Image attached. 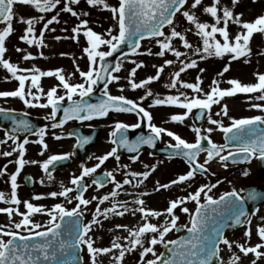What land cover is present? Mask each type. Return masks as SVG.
I'll use <instances>...</instances> for the list:
<instances>
[{"label": "snow or ice", "instance_id": "1", "mask_svg": "<svg viewBox=\"0 0 264 264\" xmlns=\"http://www.w3.org/2000/svg\"><path fill=\"white\" fill-rule=\"evenodd\" d=\"M62 0H0V23L5 26L0 29V66L3 67L11 77L18 81V88L13 91H0V97L3 98H19L24 104L31 107L48 108L51 107V118L55 120L57 114L63 110V119L59 123H53L52 127H61L71 119L80 121L92 120L98 117H106L110 112L116 113H136L138 117L147 118L148 128L150 129V135L140 136L136 141H130L125 134L129 128H139L140 123L129 125L123 122H117L115 124V130L111 133V136L115 139L111 140V143L116 145L105 155L98 157L100 161L95 167L88 168L83 167L82 174L80 176H73L71 184L75 187H64L62 191L51 192L48 195L55 198L62 196L69 202L73 199L70 195L76 193L75 199L78 201L76 207L71 210L65 208L62 204H55L51 209L46 208L43 205H34L30 201H21L18 197L17 189L19 187L17 178L20 175L21 170L28 163H40L39 161H28L24 159L26 153L25 145L29 143L27 139L23 143H18L14 151L19 152V159L15 161L18 165L15 173L10 175L11 193L10 196L5 192L0 191V202L14 205L16 207H4L0 208V213H7L9 218L13 214L21 216L20 222L14 223L15 229H27L28 234H22L15 230H6L4 226H0V264H82V258L79 253L86 247L88 254L91 257L92 264H98L97 257L99 255H105L113 253L114 250H119L118 255H114L112 259L115 264H123L125 255L127 252H132L137 249V246L143 250L141 255V264H143L144 257L149 253L156 256V259L147 260L146 264H225L223 257L221 256V245H225L227 250L232 253L227 264H239L241 257L233 250V245L239 248L245 256L249 253L255 254L256 259L264 257V252L260 249L264 248V243H258L255 246H245V244L237 241L229 240L225 236V231L228 228H235L237 226L248 225L244 235L251 239L252 236V216L259 211L256 208L252 213H249L245 207V201H257L261 199L256 193H249L248 197H241L239 193L233 190L230 193H225L219 200L214 199L211 195H207L205 190L211 192L212 187L215 185H202L194 193H189L187 197H181L175 200L169 201V206L165 211H157L145 207V200L139 198V196L149 195V193H141L138 198L133 201H118L115 198L120 194V190L124 185L132 184V180L125 179L123 184L116 180L112 172H105L101 177H94L92 183L99 187H104L106 179L110 178V181L114 183L115 189L110 194L104 195L102 198L93 197V199H99V203L103 204L105 201L112 199V206L104 209L103 211L98 206L93 216V220L90 223H83L82 216L83 211L81 206L87 207L91 203V200L85 199L84 193L88 189V185L83 183L85 177L92 176L97 172V169L110 157L120 159L118 155V149L120 147L126 148L130 152H139L141 146L149 145L155 147V142L162 134H166L171 137L175 144L170 145L174 149L171 153L172 157L181 156L190 165V170L183 175L178 176L177 179L172 180L169 184H160L157 182L155 191L161 189H168L172 185L181 184L185 181L194 179L197 173L203 174L209 171L206 167L213 159L219 158V161L224 167H227V162L231 158V163H239L243 161L250 162L252 158L259 157L264 160V115H256L250 118L235 119L232 118L231 126L225 127L221 121L213 119L211 116V110L213 105L218 104L224 97H232L237 93H261V95L255 97L259 100H264V73H256L257 83L243 84L237 79L229 80L228 83L232 85L229 89H221L219 87V81H213V87L210 92L204 93V97L199 95L189 97L187 93H180L179 95H168L164 98L157 96L152 106H176L182 109H186L183 114L171 115L170 120L172 122L183 123L188 115L192 114L194 109H199L200 118L204 117L205 111L209 113L208 122L212 125H219L222 132L225 133L226 138L234 146L235 151H229L227 155H222L228 145H217L211 140L210 134L214 130L209 127L206 130H202L199 127H193L192 131L196 133V141L189 143L183 139L177 133L158 127L153 121L152 114L147 111L141 103L129 99L123 95H112L109 92L108 85L112 82H119L120 76L113 73H119L123 64L117 62L114 66L107 62V58L111 57L114 53L118 52L122 45H127L133 55H153L151 49H148L146 53L140 52L141 41L146 38L155 39L157 45L160 48L155 55L164 57L166 53L171 52L177 60L181 57H186L188 53L179 51L173 44V41L178 39L182 46L186 49L192 50L193 54L199 55L201 59L215 56L223 58L226 54L231 55L232 60H237L242 57L250 56L252 49L250 43L255 33H264V15L258 16L254 21H243L241 17L243 13L234 14V7L239 3V0H231L232 7L222 5L221 0H212L210 5L203 6V12L210 15L214 23L201 22L196 12L194 11L203 4V0H192L189 7V0H118L117 5L108 3V0H86L87 5L91 7L102 6V10L110 11L112 19L116 21L118 26V34H113V29L106 30L107 37L97 33L91 27H89V20L81 19V16L90 15L89 12H80L74 9L73 5H79L81 0H64V6L59 10L62 12L70 13L73 17L80 20V23L73 27L72 39L79 42L81 34L86 38L87 46L83 48L89 61V70L83 71L79 65L76 66V70L79 72L83 82L71 83L70 77H66L63 74V69H56L54 71H41L38 68L33 69H21L17 64L12 63L9 59L5 58V53L8 51L6 48V40L13 33V22L17 20L14 12V6L17 4L28 5L34 7V9L41 13L46 14L53 12L60 5ZM183 16L189 25L194 26L195 35L202 41V46L197 45L194 47L185 32L178 31L175 24L177 14ZM59 12L53 15L51 19H48L43 24V29L36 33L35 25L45 20L44 15L37 17L20 16L18 22L26 24L24 34L20 39L28 45H38L40 47H46L45 44V32L51 30L55 32L56 29H49V25L60 23ZM229 22H232L239 26V31L234 37L229 33ZM221 24L223 26H221ZM165 27L169 28V33L164 31ZM189 28L188 31H192ZM67 31V29H65ZM218 36L220 38H218ZM222 38V39H221ZM56 40L62 39V37H55ZM102 46H107L108 50H101ZM16 51L20 52L23 49L17 48ZM264 54V53H262ZM65 55V54H61ZM127 55V54H125ZM43 56V53H41ZM29 53L25 55L23 59H34ZM245 60V63H248ZM135 65L127 76V81L132 90L146 88L154 81L160 79V74L164 72V66H156L157 74L155 76H149L139 82L136 81L137 69L144 67L143 61L137 62L131 61ZM182 67L179 71L174 73L171 82L166 85L169 88H177L179 84L183 88L191 89L195 93H201L203 89L200 87L202 80L197 77L198 83H188L181 80V73L186 72L188 69L197 67V61L192 59L190 62L181 61ZM173 60H165V65H172ZM229 65L225 66L223 71L218 75H223L229 71ZM201 71H204L203 69ZM31 72V75H25L21 73ZM72 75H75L73 73ZM56 77L59 84L51 87L47 92L41 87L40 81L42 77ZM7 79V77H6ZM30 81V87L26 91V82ZM103 84L102 95L105 99H102L98 103H89L84 98L89 97L95 90L98 84ZM63 87L65 90L64 95H58V88ZM31 89H36L33 92ZM123 91V88L120 89ZM46 96V103H36L40 101L42 97ZM79 96V99L73 97ZM148 96H153L152 90L149 88L146 90V95L140 98L141 102ZM31 97V99H29ZM67 99L69 102L68 107H63V102ZM253 107L264 111V105L256 104ZM11 110L0 107V113L9 114ZM223 115L228 114L227 105L222 106ZM221 113H216L220 115ZM14 122L13 132H29L32 129V125L27 120H16L11 117ZM206 132L207 135L202 134ZM120 134L118 138L117 134ZM40 138L36 143L42 145L44 151L48 149V144L45 142L46 130L41 129L38 133H35ZM231 134V135H229ZM56 139H61L60 136H56ZM81 146L88 143L90 138L78 137ZM7 140H13L16 142L18 136L7 135L6 140L0 141V143H6ZM207 141L208 147H205L202 142ZM201 152L207 153V158L204 163H199L198 157ZM12 152H4L3 155L11 156ZM43 155V151L40 153ZM70 154L64 155H51L45 160L41 167L43 171L48 175L51 180L52 174L49 171L50 166L56 162L69 159ZM139 156L133 158L138 160ZM127 168V165H124ZM145 167H148L145 165ZM152 171H155L153 166ZM4 171H0V175H4ZM249 173L247 170L243 172L244 176ZM127 176L134 178L143 177L142 180H138L137 185L142 184L146 180L151 172L145 171L142 173L128 172ZM29 182L31 178L29 177ZM43 184V180H41ZM205 193V203H201V194ZM132 195V193H128ZM45 197L43 195H36L33 197L35 200H41ZM194 201L197 205L195 212L193 213L188 207H181L186 204L187 201ZM23 203L26 208V212L19 210V205ZM131 204L137 205V207H130ZM181 207V211L190 216L191 227L184 225L190 236L188 238H181L180 240H169L165 242V237L173 229L180 230L178 227L179 216L175 214V210ZM136 215L141 214L142 223L135 227L130 228L128 225L117 224L116 229H124L128 232L127 237H123L127 240V245L121 243V237L117 236L111 242V247H95V241L89 235L92 231L93 225H101L102 221L99 217H103L105 220L112 216H125L126 213ZM44 214L49 217L47 224H40L34 222L32 216L34 214ZM161 216H167L170 219H165L163 225L153 224L150 221L151 217L159 218ZM264 222V217L261 218ZM257 235L264 241V223L257 224ZM152 233L149 241L151 246H144V237L146 234ZM158 234V235H156ZM8 237V239H4ZM157 244H164L165 247L172 245L170 249L172 252L171 258L164 259L162 254L157 256L155 252V246ZM252 264H256L254 260Z\"/></svg>", "mask_w": 264, "mask_h": 264}, {"label": "flooded vegetation", "instance_id": "2", "mask_svg": "<svg viewBox=\"0 0 264 264\" xmlns=\"http://www.w3.org/2000/svg\"><path fill=\"white\" fill-rule=\"evenodd\" d=\"M222 5H226L230 8L232 7V3H222ZM233 11L234 14L243 13V16L241 17L243 21L252 22L258 16L264 15V3H238L234 7ZM179 15L180 14L178 13L177 17ZM210 18L212 17L210 16L207 17V19ZM4 26H5L4 24H0V28H3ZM221 26L223 25L221 24ZM239 30L240 29L238 25L229 22V33L231 37H234ZM218 38L220 37L218 36ZM255 39L258 40V42H254ZM253 44H257V45L261 44V46H264V33H255L250 43L251 48ZM200 46H202V41L200 42ZM227 55L230 54H226L225 56ZM226 61H229V59H226ZM219 67L215 66L217 72L219 71ZM251 69H252L251 65H247V67L245 68H240L238 69V75H241L243 71L247 73L248 71H251ZM2 72L8 73L5 69H3L2 66H0V91L16 90L18 88V81L15 80L14 78H11L10 76L2 75L1 74ZM5 77L8 78L6 79ZM70 82L75 84V83H81L83 82V80L70 79ZM58 84H59L58 79H41L40 81V85L45 90V92H47L51 87L56 86ZM29 87H30V81L26 82V91L28 90ZM112 87H113V82L108 87L109 92L112 95H123L129 99H133L141 103L142 106L152 114L153 116L152 123H154L156 126L163 127L165 129L177 133L189 143H194L196 141L195 139L189 140L190 138L188 136L190 130L194 127L192 116L190 117V115H188L187 118L183 121V123L172 122L170 120L171 115L183 114L184 112H186V109H182L176 106H168V105L152 106L154 99L159 95L148 96L146 99H144L141 102L140 98L142 96H145L146 93L139 96L136 95V90H134L129 93L118 94L117 92L112 91ZM31 90L33 92L36 91V89H31ZM64 94H65V90L63 89V87L62 86L59 87L58 95H64ZM159 97L164 98L163 96H159ZM73 98L79 99V96H75ZM29 99H31V97H29ZM46 102H47L46 96L42 97L40 101H36V103H46ZM67 103L68 101L67 99H65L62 108ZM0 107L11 110L9 112L11 114L10 118L6 120L0 119V141L6 140L7 135L18 136V140L16 142H14L13 140H7L6 143H0V171H4L6 167V172H4V175H0V191H3L6 193V195L10 196L11 193L10 175L16 172L18 165L15 161L19 159V152L14 151V149H16L18 143H23V141L27 139L29 143L25 145L26 153L24 155V159L28 161H39L40 163H35V164L28 163L21 170L20 175L17 178V183L19 185L17 189L18 197L20 198L21 201H30L34 205H43L48 209H51L55 204H62L68 210H71L74 207H76L78 201L74 198L76 195L75 192L70 194L73 197L71 202H69L66 198L62 196H57L53 198L48 194L51 192L62 191L61 190L62 186L74 188L75 186L71 184V179L73 178V176H80L82 174L83 167L92 168L91 164L93 160V154L97 150H101L102 152H104L105 155L113 147H116V145L111 143V140L115 139L114 137L111 136V133L115 130V124L117 122H123L129 125H134L137 123L142 124L144 121H146L147 132L148 134H151L150 129L148 128L147 118L144 119L138 117L134 112L133 113L110 112L108 116L99 119L84 120V121L69 120L61 127L53 128L52 126H48L46 128H41L46 130V135L44 139L45 142L48 144V149L44 151L42 145L36 143V141H38L40 137L35 133H38L41 129L37 130L35 128H32L31 129V131H33L32 134H30L28 137L25 138L24 135L27 132L15 133L12 131L15 125L11 117H14L16 120H27L33 127L35 126L34 124H36V122H38L37 120L39 119L46 118L48 120H53L50 115L52 111L51 107L29 108L19 98H11V97L9 98L0 97ZM61 112L62 110L59 113ZM139 128H129L128 131L125 133L130 141L134 142L135 139L134 132ZM119 135L120 134L118 133L116 138H118ZM56 136H60L61 139H56L55 138ZM145 136L148 135L145 134ZM78 137L90 138L89 142L85 143V145L88 144L91 145L92 143H95L94 146L90 148V152L88 153V155L81 154V152L76 153L77 147L79 146V144H81ZM173 144H175V141L171 137L167 136L166 134H162V136L158 139V141L155 142V147L156 149H160L161 147L171 148L170 145ZM144 146H149V145H144ZM41 151H43V155L40 154ZM4 152H12L13 154L11 156H5L3 155ZM64 154H70L68 159L69 160L68 164L64 166H54V165L50 166L49 171L51 172L53 178L49 180L48 175L43 171L41 164L45 160H47L48 157L51 155H64ZM119 157H120L119 160H117L115 157H110L97 169L96 173H94L92 176L85 177L83 183L88 185V189L84 193V197L85 199L91 200V203L87 205V207L81 206V209L83 211V216L81 219L83 223H90L93 220V216L98 206L103 211L104 209L111 207L113 202L112 199L110 198L109 201H105L103 204H100L99 199H93V197L102 198L104 195L110 194L111 191L115 189V185L110 181V178L105 187H99L98 185L92 183L94 177L105 172H112L116 180L118 179L122 184L125 179L131 180V177L126 175V173H128L126 169L121 171V173L119 172L117 173V171H115L113 167L114 163L122 165V164H130L136 162V165L139 166V168L136 169L137 173H142L145 171L151 172V175L146 180H144L142 184L136 186V192L128 191L130 185H124L123 188L120 190V194L115 198L118 201L122 200L124 197L126 198L131 197L133 193L136 196V198H138L139 194L146 192L149 193V195L139 196V198L145 200L146 202L145 207L163 212L169 206L170 200H175L181 197H187L190 180L185 181L184 183L181 184L172 185L168 189H161L160 191H155L157 187V182H159L160 184H169L172 180L177 179L178 176L186 174L190 170L188 164L184 160L169 159L162 156L152 157L148 152L142 153L139 156V159L135 161L128 159L126 156H119ZM99 163L100 161L97 164ZM97 164H95L93 167H95ZM145 165H147L148 167H145ZM153 166L155 167V171L151 170ZM245 170H247L249 173L247 176L243 175V172ZM223 173L224 174L231 173L232 175L223 182L216 180L214 177H210V176L201 177L203 179H207L208 181L212 182L209 186L222 185L228 183L227 190L222 192L221 191L216 192L215 186L212 187L211 192H208L206 189L205 192L207 193V195H211L214 199L218 200L225 193H230L233 190H235L239 193L241 197H248L249 193H253V192L256 193L259 197H261V199H258L257 201H251V200L245 201V207L249 213H252L256 208L259 209V211L252 216L251 239L249 240L248 237L244 235L245 231L248 228V225L237 226L232 230L226 232L225 236L232 241L238 240L240 243L245 244V246H255L258 243H264V241H261L256 231L257 224L264 223L261 221V218L264 217V160L261 161V159L257 156L252 158L250 162H247L244 165L234 166L228 170H225ZM29 177L31 178V182H29L28 179ZM142 179L143 177L136 178V185L138 183V180H142ZM41 180H43V184L41 183ZM195 184H196L195 182L191 183L192 186ZM128 193H132V195H129ZM36 195H43L45 198L41 200H35L33 199V197ZM202 195L205 197V193H202ZM205 202L206 199L204 198V200H202L201 203H205ZM9 206L16 207L14 205H8L0 202V208L9 207ZM178 208L175 210V214L180 218L178 221L179 222L178 227L179 228L181 227L183 229L182 231L184 234L187 232V229H185L183 226L187 225L188 227H191V223H190L191 218L188 214L182 211L180 212L179 215V211H177ZM195 209L196 208L191 209V211L194 213ZM19 210L21 212L27 211L23 203L19 205ZM21 219H22L21 216L15 213L11 218H9L7 213H0V226H4L6 230H10V231L15 230L21 232L22 234L27 235L28 234L27 229L14 228V223L20 222ZM32 219L36 223L47 224L49 217L47 215L38 213V214H34L32 216ZM99 219L102 221V226L94 224L92 231L89 233V235L95 241L94 246L101 248L111 247V242L117 236H120L122 238L120 241L121 243L127 242V240H124L123 237H127L128 232L125 231L124 229H116L115 225L124 224L132 228L130 222L136 220V227L142 223L141 214L138 212L136 213V215H132L129 212L125 214V216L123 217L110 215V218L107 220H105L102 216L99 217ZM165 219H170V218L167 216H161L159 218L151 217L150 221L151 223L157 224L159 226V225H163ZM152 235H153L152 233H148L143 238L145 241L144 243L145 247L151 246L149 241ZM178 237L179 235L176 234V229H173L165 237V242L169 240H175ZM4 239H8V237H4ZM164 248H165L164 244H157L155 246V252L157 256L161 255ZM221 248H222L221 256L223 257L225 264H227V261L229 260L232 253L227 250V247L225 245H221ZM142 250L143 249L141 247L137 246L136 254H138V259H141L140 253L142 252ZM233 250L236 252V254L240 255L241 257L239 264H252L254 260L256 261V264H264V257H261L260 259H256L255 254L253 253H249L247 256H245L242 252H240L239 248H237L235 244L233 245ZM260 251L264 252V248L260 249ZM99 256L103 257L104 255H99ZM90 258L91 257L88 254L85 247L83 250V264H88ZM148 258L156 259V256H153L151 253H149L146 257H144V260Z\"/></svg>", "mask_w": 264, "mask_h": 264}, {"label": "rangeland", "instance_id": "3", "mask_svg": "<svg viewBox=\"0 0 264 264\" xmlns=\"http://www.w3.org/2000/svg\"><path fill=\"white\" fill-rule=\"evenodd\" d=\"M253 1V2H252ZM222 3H231V0H221ZM108 3L112 5H117V0H108ZM192 1H189L188 7L191 5ZM212 0H203V4L195 9L197 16L199 17L201 22L214 23L213 19H207L210 15L205 14L203 12V6L210 5ZM239 3H264V0H239ZM64 6V0H62L61 4L57 6V9L53 12L41 14L37 12L34 7L28 5L17 4L14 6V12L16 14L17 20L13 22L14 31L6 40V48L8 51L5 53V58L9 59L12 63L17 64L21 69H33L38 68L41 71H54L56 69H63V74L66 77H70V79L82 80L79 75V72L76 70V66L79 65L80 69L83 71L89 70V61L86 53H84L83 48L87 46L86 38L81 34L79 42L72 39L71 37L74 35L72 32L73 27L80 23L76 17H73L70 13L59 11ZM74 9L80 12L87 11L90 13L88 16H81V19L89 20V27H91L97 33H100L107 37L106 30L109 28L113 29V34H118V26L116 21L112 19V14L110 11L102 10V6L91 7L87 5L86 0H81L79 5H73ZM59 12V20L60 23H53L49 25V29L55 28L56 31L52 32L51 30L45 32V44L46 47H40L38 45H28L23 42L20 37L24 34V29L27 27L26 24H22L18 22V18L20 16L28 17H37L39 15H44L45 20L37 23L35 25L36 33L39 35V32L43 29V24L47 22L48 19H51L53 15ZM211 17V16H210ZM175 24L177 26L178 31L186 32L188 40L193 43L194 47L200 45V38L195 35L194 26L189 25L186 19L179 15L176 18ZM189 28H192V31H188ZM3 29V28H0ZM67 29V31H65ZM169 33V29L167 30ZM60 36L62 39L56 40L55 37ZM261 41V40H260ZM254 42H258V40H254ZM174 46L181 52H186L188 55L186 57H181L179 60L171 53L168 52L164 57H160L155 55L160 51L159 46L156 43V40L147 41L143 45V49L140 51L142 53H146L148 49H151L153 55H131L127 58L122 59L120 62L123 64V68L119 73L115 75L120 76L121 79L119 82H113L112 91L117 92L118 94H125L132 92V90L128 84L127 76L132 68L135 67L134 64L131 63L132 60H136L137 62L143 61L144 67L137 69V75L135 77L136 81L139 82L141 80L146 79L149 76H155L157 74L156 66H164V72L160 74V79L158 81H154L150 85H147L146 88L136 89V95H142L146 93L147 89H151L153 95H159L166 97L168 95H179L180 93H187L189 97H194L199 95L201 98L204 97V93L210 92L211 87H213V81H219V87L221 89H229L232 87L228 83L229 80L237 79L243 84H254L257 83L256 73H263L264 71V46L253 44L252 52L250 56L244 57L240 62L230 63L226 61V59L230 58L231 55L224 56L223 58L211 56L204 59H201L199 55L193 54L192 50L186 49L182 46L181 42L176 39L173 41ZM17 48L23 49V51H16ZM101 50L107 51V46H102ZM31 53L34 59L25 60L23 57ZM43 53V56H41ZM65 55H61V54ZM186 58V60H185ZM192 59L197 61V67L188 69L186 72L181 73V80L186 81L188 83H198L197 77L199 76L202 80L200 87L203 89L201 93H195L191 89H186L177 85V88H169L166 87L171 82V79L174 76V73L179 71V69L183 66L181 61L190 62ZM165 60H173L172 65H165ZM245 60H248V63H245ZM229 71L225 72L222 76L218 75L221 73L225 66L229 65ZM247 65H251V71L247 73L243 71L241 75H238V69L245 68ZM215 66H220L219 71H216ZM204 71H201V70ZM75 73V75H72ZM2 75L10 76V73H1ZM25 75H31V72L22 73ZM6 78V77H5ZM8 78V77H7ZM12 78V77H11ZM41 79H57L56 77H42ZM123 88V91L120 89ZM261 95V93H237L232 97H224L220 100L218 105H213L211 116L213 119L221 121L225 127L231 126L232 118L242 119V118H250L256 115H264V111L253 107V105L260 104L264 105V100L256 99L255 97ZM227 105L228 114L223 115L222 106ZM221 113L220 115H216V113ZM209 127L214 130L211 132L210 137L214 142L220 143L222 142V136L224 132H222L219 128V125H212L206 121L204 130ZM189 140H193L195 137L193 132L190 131L188 134ZM104 155V152L101 150H97L93 154L92 167L99 162L98 157ZM90 165V166H91ZM124 165L128 167L125 168ZM114 170L117 173H121L124 169L127 172H136V169L139 168L135 163L130 164H113ZM131 177V176H130ZM132 184L128 188L130 192H136V178L131 177ZM117 181H119L117 179ZM120 182V181H119ZM195 182V185H191V183ZM212 182L207 179H203L201 177H194L189 181L188 193H194L197 191L202 185H210ZM228 183L222 185H215L216 192L227 190ZM62 190V187H61ZM111 191V190H109ZM126 192V191H125ZM204 196L201 194V201L204 200ZM136 199V196L133 195L131 197H124L120 201H133ZM196 206L194 201H187V205H181V207H188L190 210ZM130 207L135 208V204H131ZM181 207H179L181 209ZM178 208L179 215L181 210ZM127 214V213H126ZM179 223V222H178ZM132 228L136 227V220L130 222ZM128 242L123 243L127 245ZM87 250V249H86ZM119 250H114L113 253H109L104 255L103 257L98 256V264H115L112 257L114 255H118ZM147 260H151L150 258L143 261V264H146ZM92 264L91 258L89 259V263ZM123 264H141V259H138V254H136V250L132 252H127L125 255V259Z\"/></svg>", "mask_w": 264, "mask_h": 264}, {"label": "water", "instance_id": "4", "mask_svg": "<svg viewBox=\"0 0 264 264\" xmlns=\"http://www.w3.org/2000/svg\"><path fill=\"white\" fill-rule=\"evenodd\" d=\"M130 53H132L131 52V49L127 46V45H122L121 46V48H120V50L118 51V52H116V53H114L111 57H108L107 58V62L108 63H111L113 66L119 61V59L121 58V57H123V56H125V54H130ZM102 92H103V84L101 83V84H98L97 86H96V90L95 91H93V93L89 96V97H85L84 99L86 100V101H88L89 103H98V102H100L102 99H105V97H103V95H102ZM200 114V113H199ZM205 116H206V113L204 114V117L203 118H200L199 119V122H198V126H201L202 124H203V122H204V118H205ZM200 116L198 115V118H199ZM48 124H49V122H47V121H45V122H42V124L40 125V127H46V126H48ZM261 127H264V126H261ZM229 135H231V134H229ZM224 141H225V145H228V147L225 149V150H235V148H234V146L229 142V140L226 138V135L224 136ZM203 144H204V146L205 147H208V145H207V141H204V142H202ZM143 150H145L144 148H141L140 150H139V152H134V153H131L130 151H127L125 154H128V156H130V158H134V157H136V156H138L141 152H143ZM148 150H150V151H153V149L151 148V149H148ZM123 151H118V154H123L122 153ZM153 152H155V150L153 151ZM152 152V153H153ZM153 154H156V155H159V154H163V155H166V154H168V156H171V151L169 150V151H165V150H163L162 151V149L161 150H159V151H156L155 153H153ZM64 161H59L58 162V164L60 163V164H64L63 163ZM244 161L241 159L240 160V162L239 163H243ZM228 163L229 164H233V163H231V158L229 159V161H228ZM203 174H207V172L206 173H203ZM227 230V229H226ZM190 236V235H189ZM188 236V237H189ZM188 237H183V238H188ZM180 240V239H179ZM173 246L172 245H168L166 248H165V250H164V252H163V254H162V256H163V258L164 259H168V258H171V256H172V252L170 251V249L172 248ZM79 255H80V257H81V252L79 253ZM214 264H216V262L214 261Z\"/></svg>", "mask_w": 264, "mask_h": 264}]
</instances>
